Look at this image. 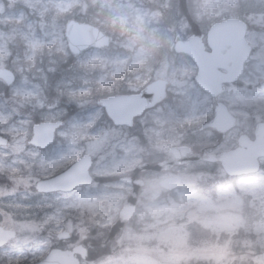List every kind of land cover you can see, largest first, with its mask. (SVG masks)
<instances>
[{"label":"rangeland","instance_id":"1","mask_svg":"<svg viewBox=\"0 0 264 264\" xmlns=\"http://www.w3.org/2000/svg\"><path fill=\"white\" fill-rule=\"evenodd\" d=\"M146 1L157 3L161 9L144 7V0H0V65L10 67L16 75L10 97L0 102V131L10 138L8 146L0 147V225L17 235L7 247L0 248V264L42 256L43 247L61 228L74 229L79 236L92 227L107 226L116 218L126 195V188L108 179L68 194L35 191L36 179L49 175L50 170L45 157L40 159L25 148L23 140L30 122L24 106L32 98L42 100L41 86L47 85L51 73L63 76L69 70L96 69L102 72L98 80L104 83L110 75L121 76L123 71L132 70L137 75L135 87L157 76L168 79L171 92L178 93L179 109L186 115L179 114L177 136L168 137L159 131L150 140L147 156L157 157L170 139L181 143L189 138L184 129L190 127L188 117L193 115L188 116V111H193L194 84L187 63L183 67L175 61L179 58L174 56L173 43L186 37L192 26L205 30L215 21L235 17L251 26L255 67L244 75L234 101L242 119L246 108L258 109L264 115V97L254 92L257 80L264 78V0ZM75 15L102 25L113 36L112 44L67 59L64 22ZM17 38L23 40V47L19 48ZM44 50L49 58L42 60ZM159 55H163L160 61L151 62L144 74H138L141 63ZM37 63H43V70ZM79 82L87 86L89 81L83 77ZM194 136L201 142L208 138L206 132ZM126 147L132 166L137 143L131 139ZM85 151L92 153L91 142ZM261 165L254 174L228 177L219 166L189 163L178 169L180 186L168 193L158 186L157 178L149 176L133 219L111 241L107 253L84 264H264ZM125 168L126 162L120 158L106 162L99 157L94 173H118Z\"/></svg>","mask_w":264,"mask_h":264},{"label":"flooded vegetation","instance_id":"2","mask_svg":"<svg viewBox=\"0 0 264 264\" xmlns=\"http://www.w3.org/2000/svg\"><path fill=\"white\" fill-rule=\"evenodd\" d=\"M246 25L247 31L245 36L250 43L249 34L252 29L247 22ZM209 27L205 30H201L198 27L192 26L191 31L186 37L191 34L202 35L204 49L207 52H211V48L207 43ZM16 40L18 41V46L24 45L22 39L17 38ZM9 46L13 49V44ZM192 50H194V48H192ZM173 52L174 56L179 58L175 61H180L183 67L185 66L184 63H187V72L190 74L188 76L190 77V81L194 84L192 102L190 103L191 110L193 111H188V116L191 113L193 115L188 117H191V120L187 123L190 124V127L184 129L189 138L183 140L181 143L170 139V143L166 145L164 153L159 154L157 157L147 156L146 149L149 148L150 140L155 139L157 136L156 132L159 131H163L164 135L168 137L177 136L179 133V114H184V112L179 109L178 93L171 92V85L168 79L163 76H157L144 80L138 87H135L137 82L134 81V79L137 75L135 76L136 71L131 70L123 71L121 76L110 75L104 84L101 80H98V78L103 77L102 72L96 69L91 71L69 70L65 72L63 76H59L61 74L55 72L53 80L50 77L52 73L47 77V85L41 86L42 100H40V97L32 98L28 100V105L24 106L28 112L27 115L29 116L28 120L30 122L27 126L25 139L23 140V142H25V148L34 154H38L40 159L45 157L46 168L50 170L49 175L36 179L35 183L42 178H48L64 171L82 158L84 154L88 153L85 151L88 142L92 143L93 148L92 153H88L91 156L89 173L92 177V181L90 184L73 186L68 191L52 190L48 192H38L35 190L38 194L52 195L73 193L83 188L94 186V184H97L101 179H108V181L119 183L127 189L126 195L121 201L122 203L132 189L129 182L130 180H125L124 178H132L133 180L139 179L142 181V186L138 190L137 195V201H139L140 192L144 189L149 176L157 178L158 184L161 178L179 174L178 169L189 164L172 165L160 171L151 170L149 168L137 170L142 163L154 165L165 159L168 149L172 146L187 145L193 152H206L211 154H220L237 149L245 151L250 150L252 142L256 137V127L259 123L264 122V115L258 109L246 108V117L242 119L238 113L237 102H235L234 99L237 92L236 90L243 86L242 80L244 75L247 72H251L255 67L254 60L252 59V45L250 54L244 63L242 74L236 80L225 82L222 91L215 95L203 90L196 84L195 73L197 72V65L192 57L184 52H175L174 50ZM162 56L163 55L157 56L152 62L155 64L156 61H160ZM46 57V54L42 55L43 60ZM148 64H151L148 60L140 64L137 71L139 75L145 73L144 70L147 68ZM0 66L10 68L8 66ZM218 70L226 72V68L224 67H219ZM83 77L89 81L87 82V86L82 85L83 81L79 82ZM63 79L65 82L62 83L61 81H63ZM155 79L164 80L163 96L158 102L144 108L140 112L133 113L130 110L120 108L121 104H117L118 108L110 114L106 110L105 105L101 102L103 99L110 96H130L137 94L145 85ZM15 81L16 75L14 82ZM52 81L54 82L53 84ZM14 82L12 84H14ZM263 82L264 78H260L254 86V92L260 97H264V90L261 88ZM12 84L7 85L0 79V102L10 97L9 88ZM11 98L17 101L15 97ZM217 103L223 104L230 115L225 112L222 114V119L224 121H222L221 124H212L209 120L214 115ZM184 115H186V113ZM230 116H232L233 122L231 126H228L226 122L230 121ZM41 124L43 125L39 129L37 126ZM152 131L155 133H151ZM202 132L208 134V138L202 140L203 142H201L200 139H196L194 136V134ZM0 135H4L7 138V144L0 147L8 146L10 142L8 135L1 131ZM131 139L136 141L138 148L136 152L137 156L135 155L136 160L132 166L130 165L131 158L128 154L129 150L126 147L127 141ZM99 157H102V160L106 162L111 160L112 157L120 158L126 162V168L123 172L121 171L118 173L95 174L94 168ZM258 161L261 167V163L264 164V156H260ZM193 163H206L211 164L212 167L219 166L222 168L219 161H198ZM161 189L166 193L175 191L164 188ZM134 215L130 221L133 219ZM113 221L101 228L98 227L94 229V227H92L89 232H81L79 236L75 235L74 229L69 230L67 228H61L58 232L67 231L66 237L61 239L58 238V232L54 233V239L50 238V236V244L43 247L44 252L42 256H38L34 259L30 257L25 258L14 264L36 263L45 258L46 255L52 251L71 253L77 246H81V250L71 253L69 256L70 259L80 264L92 262L95 256L103 255L109 251V244L115 238L107 242L108 244L104 243V239ZM130 221L128 223H130ZM16 237L17 235L9 239L5 244L0 246V248L7 247L9 243L17 239ZM75 238L76 240H74Z\"/></svg>","mask_w":264,"mask_h":264},{"label":"water","instance_id":"3","mask_svg":"<svg viewBox=\"0 0 264 264\" xmlns=\"http://www.w3.org/2000/svg\"><path fill=\"white\" fill-rule=\"evenodd\" d=\"M246 31L245 23L237 18H226L215 22L208 31L207 42L212 51L207 53L203 48L201 41L202 35H190L185 40H178L174 44L176 52L188 53L198 66L195 76L197 83L211 94H216L222 90L223 82L235 80L242 72L243 63L250 47L244 39ZM64 35L70 52L74 55L81 53L90 47L102 48L109 44L110 37L93 24L79 21L74 18L67 19L65 22ZM194 48V50H192ZM219 67H224L227 73L218 72ZM0 78L7 84L14 80V74L7 68L0 67ZM264 89V83L262 84ZM162 92V94H161ZM164 92V82L155 80L146 85L138 94L130 96H110L101 102L105 105L106 110L112 114L116 110L117 104L120 108L130 110L131 112H140L144 108L156 103L161 99ZM227 112L224 105L217 103L214 116L209 121L212 124H221L222 114ZM228 113V112H227ZM229 114V113H228ZM230 115V114H229ZM226 122L228 126L232 125L233 118ZM224 118V117H223ZM208 122V123H209ZM43 124L37 126L39 129ZM256 138L252 142L250 150H234L232 152H224L218 155L205 152L193 153L187 146H175L168 150L165 160L149 166L146 163L139 165L140 169L150 167L152 169L161 170L168 168L174 164H181L190 161H220L223 169L229 175L246 174L255 172L258 169V156H264V123H259L255 130ZM7 140L0 135V145L6 144ZM259 151V152H257ZM91 165L90 156L85 154L63 172L50 177L40 179L36 182L38 191L51 190H70L77 184H86L91 182L89 175V167ZM181 182L179 175L164 177L159 181V185L163 188L173 189ZM133 189L128 197L123 201L119 210L118 217L109 228L105 241L121 231L125 223L131 218L135 211L138 188L142 182L136 180L132 182ZM15 236V231L0 226V245L4 244L8 239ZM59 238L66 237V232H60ZM77 250H81L77 248ZM73 250L72 253L77 252ZM67 252L52 251L42 261L36 264H78L69 257Z\"/></svg>","mask_w":264,"mask_h":264},{"label":"trees","instance_id":"4","mask_svg":"<svg viewBox=\"0 0 264 264\" xmlns=\"http://www.w3.org/2000/svg\"><path fill=\"white\" fill-rule=\"evenodd\" d=\"M154 6V5H152ZM90 8V7H89ZM156 8H159L160 9V5H156ZM90 10H94V8H90ZM76 18H80L79 15H75ZM84 20H87V19H84Z\"/></svg>","mask_w":264,"mask_h":264}]
</instances>
